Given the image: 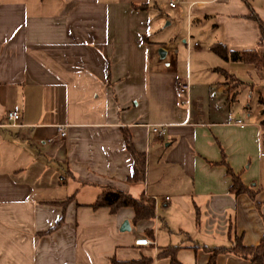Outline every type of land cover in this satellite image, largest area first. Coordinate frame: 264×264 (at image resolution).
<instances>
[{"label": "crops", "instance_id": "1", "mask_svg": "<svg viewBox=\"0 0 264 264\" xmlns=\"http://www.w3.org/2000/svg\"><path fill=\"white\" fill-rule=\"evenodd\" d=\"M251 13L264 22V0H0V264H207L230 232L256 246L264 79L211 50L264 58ZM123 134L143 157L141 182H126ZM224 164L252 199L228 192ZM105 189L150 200L152 217L92 208ZM142 238L151 244L133 245Z\"/></svg>", "mask_w": 264, "mask_h": 264}, {"label": "trees", "instance_id": "2", "mask_svg": "<svg viewBox=\"0 0 264 264\" xmlns=\"http://www.w3.org/2000/svg\"><path fill=\"white\" fill-rule=\"evenodd\" d=\"M138 8H141L139 6ZM251 20L255 21L258 26L260 39H264V22L259 21L252 13L248 16ZM211 50L221 59L225 61L249 63L252 64L257 70L261 72L264 79V58L258 49L247 52H226L224 47L215 45ZM261 109L259 114L261 120L259 124L264 127V103L258 100ZM123 146L126 152L129 154L132 161V172L129 178L126 179L128 183L141 182L142 169H143V157L141 154L136 153L129 142V138L126 134L122 135ZM224 163V162H223ZM229 174V186L228 192L233 195L245 194L248 198H253V191L241 184L237 174L231 172V170L224 164ZM92 208L105 207L109 212H113L116 209L127 207L133 212V222L149 219L153 214V206L150 200L142 197L132 198L127 194L113 191L103 190L95 199L91 205ZM60 222V221H59ZM58 222V223H59ZM58 223L56 225H58ZM229 253L240 257L248 261V264H264V234L259 239L256 246L246 247L241 243L240 237L235 236L231 232L229 233V244L225 248H215L209 253V259L207 264H213V258L217 254ZM124 264H134L133 262ZM169 264H177L174 260L170 259Z\"/></svg>", "mask_w": 264, "mask_h": 264}, {"label": "built area", "instance_id": "3", "mask_svg": "<svg viewBox=\"0 0 264 264\" xmlns=\"http://www.w3.org/2000/svg\"><path fill=\"white\" fill-rule=\"evenodd\" d=\"M180 2V0H166V6L169 9H174L177 4ZM189 42L187 39H185L184 42V46H185V50L187 51L189 48ZM192 46H195V43H192ZM188 88H189V84L187 79H184L183 81L177 82L175 85V90L177 92V94L185 96V104H186V95L188 92ZM18 120V113L16 111H9L5 114V121L7 122V126H15L16 121ZM233 125L238 126V127H242V123L238 120L233 122ZM151 131L154 132L157 135H161L163 133V131L160 129L158 130L156 127H152ZM57 134L59 137L63 136V132L61 130V128L57 129ZM261 155H264V150H262L260 152ZM164 200H167V198H164ZM151 242L145 238L142 239H137L135 241H133V245L134 246H145V245H150Z\"/></svg>", "mask_w": 264, "mask_h": 264}, {"label": "rangeland", "instance_id": "4", "mask_svg": "<svg viewBox=\"0 0 264 264\" xmlns=\"http://www.w3.org/2000/svg\"><path fill=\"white\" fill-rule=\"evenodd\" d=\"M174 35L176 38H184V20L183 18H176L174 22ZM198 42V41H197ZM200 48H204L203 42H198Z\"/></svg>", "mask_w": 264, "mask_h": 264}, {"label": "water", "instance_id": "5", "mask_svg": "<svg viewBox=\"0 0 264 264\" xmlns=\"http://www.w3.org/2000/svg\"><path fill=\"white\" fill-rule=\"evenodd\" d=\"M127 230L126 222H123L121 227L119 228V231Z\"/></svg>", "mask_w": 264, "mask_h": 264}]
</instances>
